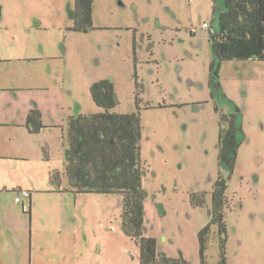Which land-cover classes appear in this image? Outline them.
<instances>
[{"label":"rangeland","instance_id":"rangeland-1","mask_svg":"<svg viewBox=\"0 0 264 264\" xmlns=\"http://www.w3.org/2000/svg\"><path fill=\"white\" fill-rule=\"evenodd\" d=\"M74 4L0 0V22H42L40 30L23 29L18 36L39 42L50 56L60 54L50 60L56 85L44 95L32 93L44 109L43 129L10 128L16 136L8 153L15 157H0V264L12 258L14 264H141L139 246L122 228V194L69 191L75 200L66 206L62 229V193L48 200L42 194L33 206L24 197L16 202L19 188L31 190L43 175L48 180L50 169L64 172L67 121L104 112L91 94L102 80L114 83L116 113L140 115L145 236L157 240L162 256L189 264H200L198 234L211 222L210 207L194 208L191 196L204 194L198 198L209 205L219 174L229 178L219 165L220 117L240 110L243 143L228 181L227 235L212 226L207 263H219L227 237V264H264V61H222L221 90L210 88L217 59L209 34L225 0H94L87 33L72 29ZM10 224L18 240L12 257L5 251Z\"/></svg>","mask_w":264,"mask_h":264},{"label":"trees","instance_id":"trees-1","mask_svg":"<svg viewBox=\"0 0 264 264\" xmlns=\"http://www.w3.org/2000/svg\"><path fill=\"white\" fill-rule=\"evenodd\" d=\"M94 0H75L74 31L87 33L93 27ZM217 10H214V16ZM213 29V28H212ZM210 43L216 61L210 65L209 86L221 90L219 71L222 61H264V0H225V10L218 16L216 30L211 31ZM215 92L212 96H215ZM95 104L104 110L89 116L70 117L67 124L68 144L65 175L69 191L77 194L123 195L122 228L125 235L135 241L140 249L141 264H189L187 261L169 258L158 253L157 240L145 236V201L143 188L146 171L141 161L142 125L139 113L119 114L118 98L114 83L102 80L91 88ZM221 115L219 136V165L234 172L243 140L240 110ZM216 112L219 109L216 108ZM31 132L43 129L41 114L33 111L29 117ZM47 156V153L45 154ZM48 160V156L45 158ZM53 181L60 179L53 172ZM228 186L219 179L212 193L211 223L198 234L200 264L207 263L208 238L212 226L218 225L221 235H227L226 212ZM31 195V194H30ZM194 208H204L206 202L191 196ZM161 215L165 210L158 205ZM227 237L222 239L218 264H227Z\"/></svg>","mask_w":264,"mask_h":264},{"label":"crops","instance_id":"crops-1","mask_svg":"<svg viewBox=\"0 0 264 264\" xmlns=\"http://www.w3.org/2000/svg\"><path fill=\"white\" fill-rule=\"evenodd\" d=\"M70 15L73 20V9ZM39 24L40 26L36 27L35 24L33 26V24L28 22H0V45L3 47V50L0 52V157L6 158L8 145H12V141L16 136V133L9 130L10 128L25 127L30 132L28 121L33 111L40 112L41 121L43 122L44 109L41 106L40 100L38 101L32 93H41L44 95L47 91L52 90L53 86L58 82V77L56 78V71L53 67L54 62L51 66L50 60L51 58L55 60L60 57L57 56L60 54L53 53L50 56V51L46 47L45 50L42 47L40 49L39 42H24L22 36H18L23 29L37 28L40 30L42 22L39 21ZM29 101L33 103L37 101L39 108L31 105ZM1 150H3L2 155ZM7 156L15 157L14 151H10ZM47 156L44 157L45 163L49 162V159H45ZM24 159H28V157L25 156ZM26 161L23 160V162ZM55 171H58L60 174L58 181H53L52 176ZM65 172L66 167L64 172L50 169L47 174L48 180L44 181L43 175L41 177V183L39 180H36L32 186L33 188H30L31 190L19 188L15 192L18 195L20 191H28L31 196L25 199L30 202L31 206L41 200L40 196L42 194L44 195L43 198H46L44 200H48L49 197L55 196L54 194L59 195L58 193H62L60 194L62 196L60 198L63 200L61 210L63 214L58 218L60 220L59 224H61L59 225L60 229L63 228L62 218L67 216L64 215L67 209L66 206L70 200L74 199L73 195H67L69 193V180ZM63 177L66 179V186L63 185ZM39 183L40 188H38ZM74 220H78L77 215ZM8 232L10 236L8 242L5 244V251L7 255L12 257L14 253L13 246L17 244L18 240L11 224L9 225ZM33 237L34 232L32 235V245L35 246L33 244ZM16 251L18 250L16 249ZM9 263L14 264V258ZM30 264H33V261Z\"/></svg>","mask_w":264,"mask_h":264},{"label":"flooded vegetation","instance_id":"flooded-vegetation-1","mask_svg":"<svg viewBox=\"0 0 264 264\" xmlns=\"http://www.w3.org/2000/svg\"><path fill=\"white\" fill-rule=\"evenodd\" d=\"M74 19H75V4H74V8H73V21H74ZM75 22V21H74ZM112 82V81H111ZM221 167H223V166H221ZM236 167V166H235ZM225 168V167H224ZM235 170V169H234ZM228 171L230 172V176H229V178H226V176L225 175H222V172L219 174V176H218V178H217V180L215 181V183L219 180V179H223L225 182H226V184H227V186H228V181H229V179L232 177V175H233V173L234 172H232L231 173V171L228 169ZM215 183L213 184V190H214V186H215ZM228 188H229V186H228ZM145 189V188H144ZM213 190L212 191H210L211 193H213ZM147 192V191H146ZM227 192H228V190H227ZM148 194V193H147ZM199 194V193H198ZM199 195H204V194H199ZM226 196H227V194H226ZM228 197V196H227ZM228 200H229V198H228ZM229 203H230V200H229ZM209 205H207V203H206V205L207 206H205V207H210V209H211V206H212V200H211V202L210 203H208ZM164 209V208H163ZM210 215H211V211H210ZM226 215H227V212H226ZM211 219H212V217H211ZM211 223V222H210ZM209 223V224H210ZM208 224V225H209ZM206 227V226H205Z\"/></svg>","mask_w":264,"mask_h":264},{"label":"built area","instance_id":"built-area-1","mask_svg":"<svg viewBox=\"0 0 264 264\" xmlns=\"http://www.w3.org/2000/svg\"><path fill=\"white\" fill-rule=\"evenodd\" d=\"M206 28H209L208 25H205ZM31 195L28 191H20V193L18 194V196L16 197V202L20 203L22 198H29Z\"/></svg>","mask_w":264,"mask_h":264}]
</instances>
